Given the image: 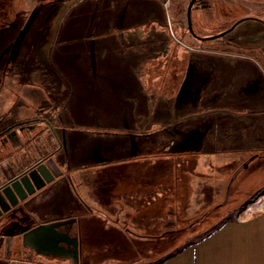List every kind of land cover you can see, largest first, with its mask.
<instances>
[{
    "label": "rangeland",
    "instance_id": "374dc122",
    "mask_svg": "<svg viewBox=\"0 0 264 264\" xmlns=\"http://www.w3.org/2000/svg\"><path fill=\"white\" fill-rule=\"evenodd\" d=\"M189 1L0 0V47L3 44L0 50V126L36 121L48 124L55 131L82 129L73 134L78 133L76 137L79 138L80 132L88 133L87 142L82 144L87 150V164L90 165L95 163L93 154L100 148L125 150L128 145L130 148L135 145L137 152L144 151L156 140L158 126H150L146 133L134 131L138 121L146 123L151 117L153 120L158 117V113L152 116V93L170 85V93L166 94L173 95L174 101L183 102L189 98L190 102L176 106L175 112L166 105L167 111L159 113L160 118L169 119L174 114L182 118L191 114L189 111H193L195 95H199L201 87L208 86L211 79V72L206 67L207 78L199 83L196 93L195 85H192L194 90L189 94L185 89L195 83V65L234 64L240 60L248 65L247 69L238 70L230 85H224V91L222 85L217 86L214 92L206 88L199 98L209 103L208 108L212 106L217 110L223 107V92L230 98L249 94L240 107L242 110L237 108L236 112L246 117L256 113L257 127H245L239 134H247L246 130L256 128L259 135H254V142L264 148V136H261L264 134V0H213V6L207 13L200 8L201 1H204L200 0L192 10L193 29L199 37L220 33L242 20L221 40L206 41L196 40L188 32ZM44 10L47 13L42 15ZM129 14L138 15L126 19L129 23L121 19ZM154 16L162 19L165 25L155 23L151 29L154 34L160 30L162 34L156 35L159 38L168 35L169 43L164 57L147 58L150 53L141 51L145 61H142L144 75L139 80L135 76V66L140 61V54L135 51H140L145 42L149 44L151 41L147 29ZM14 32L17 36L10 40ZM112 74L114 78L119 77L117 83L100 86L103 79L109 80ZM177 85L179 88L173 87ZM175 88V93H172ZM106 94L119 100V129H115L116 133L95 124L111 121ZM167 95L153 101L165 102ZM218 114L220 116L216 117L212 113L210 118L197 121L195 114H191V118L185 119V124H191L193 131L189 133L184 127H175L173 132L178 137L188 133L184 139L193 138L195 141V129L196 132L214 130L216 123L224 127L223 112ZM234 122L232 120L230 125ZM243 125L245 122L239 126ZM44 132L48 136V129ZM36 145L29 162L44 154L52 142H38ZM213 148L210 145L209 152ZM247 157L246 152L233 155L238 162ZM206 162L208 156L202 164ZM230 169L232 167L227 166L225 171ZM84 175L96 177L97 171L84 169ZM193 183L189 206L178 207V222L174 223L175 219L170 217L160 225L166 230L195 220V225L186 231L183 242H197L227 218L242 214L250 216L264 209V159L257 162L250 158L235 179L205 178L195 179ZM221 202H224V208L217 211V216L209 215V210ZM125 219V216L121 217V221ZM213 221L215 223L210 228L199 233L204 225L208 226Z\"/></svg>",
    "mask_w": 264,
    "mask_h": 264
},
{
    "label": "crops",
    "instance_id": "0c3cea01",
    "mask_svg": "<svg viewBox=\"0 0 264 264\" xmlns=\"http://www.w3.org/2000/svg\"><path fill=\"white\" fill-rule=\"evenodd\" d=\"M212 1H201L200 8L202 7L201 9L206 13L209 12L213 6ZM132 15H125L121 19L129 23L126 19ZM158 20L162 19L154 16V19L150 21L148 32H152L151 28L156 25L155 23H158ZM156 33L161 34L160 30H156ZM15 36H17V32L11 35L10 40ZM2 45L0 50L3 49ZM206 67L209 73L211 72L207 88L214 92L216 87L221 85L224 91V85L229 86L237 76L236 72L247 69L248 65L239 60L234 64H208ZM111 77L109 80L103 79L100 86L115 85V81L117 83L119 77L114 78L113 74ZM4 86H6V81ZM253 94L251 93V95ZM248 95L230 98L223 92V107L216 108L217 110L213 109L215 116H220L218 112H223L224 127L216 123L212 132L219 137L215 141H211L210 145H213V150L219 148L229 151L228 156L231 159L237 153L264 149L258 147V143L254 142V135H259L258 131H255L256 128L246 130L247 134H239V131L245 127H257L256 113L246 117L239 116L236 112L237 108L242 110L240 107L244 105ZM106 101L111 111V121L105 124L103 122L95 124L100 125L103 130L114 133L115 129H119V100L116 101L113 97L107 96ZM133 115L135 117V113ZM232 120L235 122L230 125ZM242 122H245V125L239 126ZM14 124L7 126L6 123L0 126V186L23 176L36 164L49 158L53 159L51 165L59 174L42 189L30 195L25 203L22 201L17 208L9 213L14 218H18L19 222L7 225L1 230L2 233L17 235L40 221L76 218L69 229L68 225H61L57 230L68 233V237L69 235L73 238L78 237L80 251L78 260L83 264H104L106 262L137 264V259H142L138 264L143 262H146L145 264H264V209L250 216L242 214L239 217L227 218L197 242L188 240L169 249L167 234L159 239L147 235L144 232L145 224L138 226L136 222L134 204L131 206L126 201V199L134 198L136 193L133 186L132 190L129 185L123 188L122 184L132 180L130 181L128 175H125L126 179H124L120 168H126L128 173L130 169L134 170L135 160L133 158L137 153L135 145H132L131 148L128 145L125 150L118 147L104 150L100 148L99 152L95 150L96 154H93V157L96 158L92 159L95 163L90 165L87 164L88 153L83 145L87 142L88 133L80 132L79 138L76 137L78 133L74 136L75 131H82V129L55 131L53 128H49L46 123L45 127L36 131H29L23 127L7 131ZM46 129L49 131L48 136L44 134ZM44 141H51L52 146L38 159L29 162L36 144ZM77 146H81V148H77ZM255 157L252 158L253 161H257ZM79 161L84 163H79ZM233 161L237 163L236 159ZM83 168L96 169L97 176L84 175ZM25 182L29 183L27 178H25ZM70 198L77 200L78 209H73ZM122 216L126 217L123 221H121ZM30 218L34 220L33 225L24 227V222ZM52 243L51 240L48 245L42 243L43 245L28 248L16 240L10 256H6L3 252L0 253V264H24L25 262L47 264L48 262H44L43 258L46 260L59 259L65 264H76L72 261V254L69 252L71 244L68 241H60L59 247ZM24 249L33 252L32 261L24 258Z\"/></svg>",
    "mask_w": 264,
    "mask_h": 264
},
{
    "label": "trees",
    "instance_id": "16d2710c",
    "mask_svg": "<svg viewBox=\"0 0 264 264\" xmlns=\"http://www.w3.org/2000/svg\"><path fill=\"white\" fill-rule=\"evenodd\" d=\"M199 1L200 0H197L194 7L199 4ZM46 13L47 12L44 10L42 15ZM158 23L163 26L165 25V22L162 20H158ZM156 35L157 33L155 32L154 34V31L152 30L150 33L151 41L149 44L148 42H145V46L141 48L140 51L135 52L140 54L141 51L147 50L148 53H150L147 58L155 56L164 57L168 47L167 44L169 43L168 35L161 38ZM225 36L226 35L218 37L216 40H221ZM195 38L196 40L198 39L197 37ZM179 39L181 40V38ZM139 59L140 61L138 62V65L135 66V76L140 80V78L144 75L142 67L145 58H143L142 54H140ZM206 71V64L201 63L199 65H195V83H192L190 87L188 86L185 89L189 94L192 90H194L192 85H195V93L197 92L196 89H199V83L207 78ZM164 87V90L162 89L160 92H154L151 95L152 99L150 101V105L152 106V116L155 113H158V117L154 120L151 117L146 123L138 121L134 131L146 133L150 126H158L157 129L159 132L155 134L156 140L154 139L153 144L149 146L145 152L140 150L141 152H137L135 154L133 158L135 160V168L133 171L130 169L128 173L126 168H120V170L124 179H126L125 175H128L130 181L132 180L129 183L122 184L123 188L128 187L129 185L130 190H132V186L134 187L133 189H135V197L126 199V201H128L131 206L134 204L136 208L134 217L136 218L138 226L139 224H141L140 226L145 224L144 232L154 239H159L163 235L167 234L166 238L169 242V249H172L175 245L183 242L186 231L195 225V220L191 221L187 225L184 224L180 227H171L166 230L162 229L160 225L170 220V217L175 219L174 223L178 222V207L189 206V200L192 196L191 191L195 179H235L237 174L241 171V167L244 166L250 158L256 156L255 159L257 162L264 159V149L251 152L244 151L249 157L242 159L239 162L237 161L236 163L233 159L229 158V151H224L218 148L217 150L209 152L211 141H215V139L219 137L212 132L213 130H206L203 132H196L195 130V141L193 138L192 140L184 139L183 136H186L188 133L178 137L177 133L173 132V128L175 127H184L189 131V133L193 131V126L191 124H185V119L191 118V114H195V121H197L198 119H208L213 113V108H208L209 103L207 104L203 98H199L201 94L205 93L204 90L208 86L207 84L202 86V89L198 92L199 95H195V102H192L193 111H189L191 114H186L182 118H177V114H174L169 119L163 116L160 118L159 116V113L162 114L167 111L166 105L170 106L173 112H175L176 106H183L184 103L190 102V99H184L183 102L181 100L179 102L174 101L172 99L173 95H167L170 93L168 89L172 86L165 85ZM173 87L179 88L178 85ZM176 88L172 91V93H175ZM162 95H167V100H165V102H159L160 100L153 101V99L161 97ZM137 119L139 118L137 117ZM24 123L26 122H18L7 131ZM169 130L172 131L168 132ZM206 156H209V162L206 165H203L202 162ZM227 166L232 167V169L225 171ZM223 208L224 202L217 203L209 210L211 212L209 215L217 216V211ZM214 223L215 221L208 223V226L204 225L199 233L210 228ZM148 224H150V226H148ZM141 260L142 259H137V264L141 263Z\"/></svg>",
    "mask_w": 264,
    "mask_h": 264
},
{
    "label": "water",
    "instance_id": "95a60500",
    "mask_svg": "<svg viewBox=\"0 0 264 264\" xmlns=\"http://www.w3.org/2000/svg\"><path fill=\"white\" fill-rule=\"evenodd\" d=\"M196 2L197 0H190L187 6L188 30L192 35L202 41L213 40L218 37L224 36L232 31L235 26L240 21H242L239 20L230 28L220 33L208 37H199L194 32L192 20V10ZM43 127H45V124L43 122L30 124L28 126V128L33 131L39 130ZM23 129H25V127H23ZM52 162V158L43 160L27 172H25L23 176H19L9 183L0 186V253L3 252L6 256H10L16 240H19L22 246L28 248H33L37 245H45L46 243L48 245V242L51 240L56 246H58V243L64 240L68 241L69 244L73 242L74 247L72 249L71 258L72 261L77 264L79 262L78 237L75 236L73 238L70 235L68 237V233L57 230L61 225L67 226L68 224L73 223L76 218L55 219L46 222L40 221L38 224L24 230L17 235H7L1 232V230L4 229L7 225L19 222L18 218H14V216L10 215L9 213L12 212L13 209L17 208L22 201V203H25L30 195H32L35 191L42 189L47 183L51 181V179L55 178L59 174L51 165ZM25 178L28 179L29 183L25 182ZM70 251L71 249L69 250V252Z\"/></svg>",
    "mask_w": 264,
    "mask_h": 264
},
{
    "label": "flooded vegetation",
    "instance_id": "af4514ba",
    "mask_svg": "<svg viewBox=\"0 0 264 264\" xmlns=\"http://www.w3.org/2000/svg\"><path fill=\"white\" fill-rule=\"evenodd\" d=\"M34 123H36V121L35 122H30V123H24V124H22V125H19V126H17V127H15V128H19V127H25V129H27V130H29L30 131V129L28 128V126L30 125V124H34ZM14 128V129H15ZM13 130V129H12ZM9 133V132H8ZM7 133V134H8ZM70 201H72V205H73V209H78L77 207H78V203H77V200H75V198H70ZM26 221V220H25ZM33 222H34V220L32 219V218H30L29 220H27L26 222H24V224H23V226L25 227V226H28V227H30V226H32L33 225ZM71 224H68V227L70 226ZM70 228V227H69ZM72 240V239H71ZM72 242V241H71ZM73 242L71 243V247H70V249H71V251H70V254H72V249H73ZM69 249V250H70ZM80 252V251H79ZM33 252L31 251V250H29V249H24V252H23V256H24V258L25 259H27V260H31V259H33ZM35 258H36V256H35ZM38 260V259H37ZM37 260H35V261H37ZM32 261V260H31ZM43 261L44 262H48L47 264H65L64 263V261H62V260H59V259H49V260H46V258H43ZM77 264H83L81 261H79Z\"/></svg>",
    "mask_w": 264,
    "mask_h": 264
}]
</instances>
